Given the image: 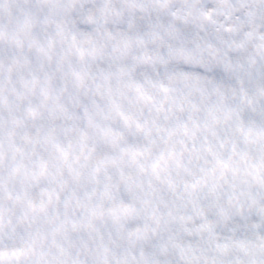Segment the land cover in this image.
Wrapping results in <instances>:
<instances>
[{"label":"snow or ice","instance_id":"6c2138e0","mask_svg":"<svg viewBox=\"0 0 264 264\" xmlns=\"http://www.w3.org/2000/svg\"><path fill=\"white\" fill-rule=\"evenodd\" d=\"M196 4L0 0V264H264V0Z\"/></svg>","mask_w":264,"mask_h":264},{"label":"clouds","instance_id":"9594fccd","mask_svg":"<svg viewBox=\"0 0 264 264\" xmlns=\"http://www.w3.org/2000/svg\"><path fill=\"white\" fill-rule=\"evenodd\" d=\"M174 4L177 8H184V0H174ZM227 4H229L233 9L237 10L232 13L234 18L238 15V12H246L245 9L240 8L239 0H227ZM220 7L221 0H197L196 8L188 18L189 26L195 27L197 25L203 24L205 29L210 26L209 22L205 20L200 14L204 10L211 12L212 18L218 23H223L225 21V17L219 11H217ZM203 30L204 29H201V31Z\"/></svg>","mask_w":264,"mask_h":264}]
</instances>
